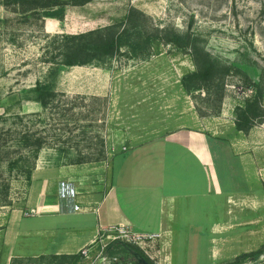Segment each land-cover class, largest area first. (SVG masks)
I'll use <instances>...</instances> for the list:
<instances>
[{
	"label": "rangeland",
	"instance_id": "obj_1",
	"mask_svg": "<svg viewBox=\"0 0 264 264\" xmlns=\"http://www.w3.org/2000/svg\"><path fill=\"white\" fill-rule=\"evenodd\" d=\"M2 1L0 130L18 126L17 116H24L30 135L40 136L46 145L28 181L21 171L28 165L25 157L31 154L30 149L19 148L18 138L0 134V191L5 181L10 186L8 197L0 203L3 205L0 206V264H58L60 260L54 256L61 255H76L68 264H89L92 259L97 261L102 244H112L106 239V232L97 233L79 251H64L65 237L50 233L43 240L48 250L44 255L9 259L8 253L12 252L31 255L34 250L30 248H35L32 244L42 241L19 238L12 247L4 245L3 229L9 212L15 208L31 210L25 203L32 193L56 196L59 181L55 178L62 166L76 168L66 181H72L81 196L95 190L98 197L102 189L96 190L107 184L112 158L150 137L160 136L176 125H189L220 136L234 130L235 108L242 106L246 95L251 94L245 88L243 75L258 82L264 72V0H93L84 6L66 7L64 19L52 18L51 22L6 10ZM131 7L144 13L146 18L140 22L147 31L155 26H169L179 33H190L199 38L198 44L215 61L241 71L242 75L234 74L225 80L223 101L218 99L217 84L208 94L187 93L183 89L181 79L194 66L189 55L170 45H153L148 56L138 58L123 49L102 62L56 72L45 62V58L57 54L56 46L51 44L55 36L85 33L119 23ZM48 22L51 28H46ZM37 82L48 88L45 107L35 101L33 90ZM261 126L258 124L253 129L260 130ZM254 142L255 149L264 144L262 139L256 138ZM256 152L260 160L253 170L252 216L245 218V213V217L231 219L232 225L223 238L230 245L233 231L240 237L239 245L253 247L250 253L263 248L258 264H264V155L262 151ZM8 163L13 166L9 168ZM39 222L56 227L71 224L72 220L25 223L32 226ZM119 242L138 248L153 264H166V252L154 257L148 244L143 250L135 243ZM145 251L154 258H149ZM243 254L247 253L221 264H232ZM109 255L136 264L134 253L125 252L123 247L113 246ZM256 261L241 258L238 264Z\"/></svg>",
	"mask_w": 264,
	"mask_h": 264
},
{
	"label": "crops",
	"instance_id": "obj_2",
	"mask_svg": "<svg viewBox=\"0 0 264 264\" xmlns=\"http://www.w3.org/2000/svg\"><path fill=\"white\" fill-rule=\"evenodd\" d=\"M261 127L248 133L234 128L220 136L176 125L150 137L112 158L107 184L96 190L102 189L101 194L97 197L92 190L88 196L75 198L82 204L79 212H74L70 202L58 193L54 197L32 193L25 205L36 208L39 214L25 216L16 208L9 212L3 229L4 245L12 247L19 238L42 239L41 244H32L35 248H30L34 250L31 255L12 252L8 258L44 255L48 250L43 240L50 233L65 237L64 251H79L97 233L116 227L155 236L147 244L154 257L166 252V264H221L250 253L253 247L239 245L240 237L235 232H231L230 245L224 243L223 235L229 232L231 219L245 217V213V218L252 216L253 170L260 160L256 151L264 155V144L254 147L256 138L264 143V123ZM75 169L60 167L56 181H66ZM46 219H70L72 223L56 227L43 222L32 226L25 223Z\"/></svg>",
	"mask_w": 264,
	"mask_h": 264
},
{
	"label": "trees",
	"instance_id": "obj_3",
	"mask_svg": "<svg viewBox=\"0 0 264 264\" xmlns=\"http://www.w3.org/2000/svg\"><path fill=\"white\" fill-rule=\"evenodd\" d=\"M93 0H3L2 6L6 10H11L17 14L34 15L51 20L62 21L65 16L66 7L84 6ZM146 18L144 13L131 7L125 19L119 23L103 28L91 30L75 35H58L51 40V44L56 46L57 54L45 58L46 63L52 65V71L56 72L63 68L84 67L95 62L99 63L110 59L126 49L132 57H145L149 55L153 45L173 46L182 53L190 56L194 69L183 75L181 85L187 93L194 91L208 90L217 84L218 99L223 101L225 91V80L234 74H241V71L234 66L215 61L199 44V38L190 33H179L169 26H155L151 31H147L142 22ZM46 28H51L50 23ZM244 85L251 94H247L243 100V105L235 108L234 128L238 132L248 133L256 125L264 123V72L259 76V81L254 82L246 75ZM36 102L42 107L48 103L46 97L48 88L46 85L37 82L33 90ZM19 125L6 130H0L1 135L18 138L19 148L30 149L24 169L21 171L28 181L31 179L32 171L40 151L46 145L45 141L38 135H30L26 128V117L17 116ZM27 154V153H26ZM11 168L13 165L8 163ZM0 203L2 199L8 197L9 183L6 181L1 186ZM0 206H3L0 204ZM123 247L125 252L140 254L147 264H153L151 260L143 255L136 247L123 244L119 241L108 246L107 251H112V247ZM263 248L243 254L232 264H238L241 258H251L258 260ZM60 260L58 264H68L70 259H75L76 255L54 256Z\"/></svg>",
	"mask_w": 264,
	"mask_h": 264
},
{
	"label": "built area",
	"instance_id": "obj_4",
	"mask_svg": "<svg viewBox=\"0 0 264 264\" xmlns=\"http://www.w3.org/2000/svg\"><path fill=\"white\" fill-rule=\"evenodd\" d=\"M58 195L61 199L70 202L74 212H79L83 209L82 204L75 201L76 200L75 198H77L80 194L76 190V188L72 185V183H70L69 181L59 182ZM24 215L35 216L36 210L31 209L28 211H24ZM106 233H107L106 239L110 241V243H114L115 241H120V240H126L127 243L137 244L143 250L144 247L148 246L147 241L155 237L153 235H144L140 233L130 232L125 227L110 228ZM108 246L109 244H105V243L102 244L97 261H94L92 259L90 260L89 264H125L124 261L118 258L117 256L109 255V252L107 251ZM83 253L85 254V252ZM145 253L149 255L148 256L149 258L153 259V257L148 252L145 251Z\"/></svg>",
	"mask_w": 264,
	"mask_h": 264
},
{
	"label": "water",
	"instance_id": "obj_5",
	"mask_svg": "<svg viewBox=\"0 0 264 264\" xmlns=\"http://www.w3.org/2000/svg\"><path fill=\"white\" fill-rule=\"evenodd\" d=\"M134 259L136 260V264H147L139 254H134ZM258 263H260V260H257L254 264Z\"/></svg>",
	"mask_w": 264,
	"mask_h": 264
},
{
	"label": "flooded vegetation",
	"instance_id": "obj_6",
	"mask_svg": "<svg viewBox=\"0 0 264 264\" xmlns=\"http://www.w3.org/2000/svg\"><path fill=\"white\" fill-rule=\"evenodd\" d=\"M123 261H124L125 264H134L133 262H130V261H127V260H123ZM134 261H136V260L134 259Z\"/></svg>",
	"mask_w": 264,
	"mask_h": 264
}]
</instances>
